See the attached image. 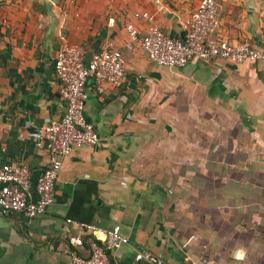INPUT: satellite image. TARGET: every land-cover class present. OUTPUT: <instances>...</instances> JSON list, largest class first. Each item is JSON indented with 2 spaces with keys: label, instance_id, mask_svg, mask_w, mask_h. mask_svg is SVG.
Returning <instances> with one entry per match:
<instances>
[{
  "label": "crops",
  "instance_id": "1",
  "mask_svg": "<svg viewBox=\"0 0 264 264\" xmlns=\"http://www.w3.org/2000/svg\"><path fill=\"white\" fill-rule=\"evenodd\" d=\"M214 1L218 35L264 51V0ZM198 2L0 0V163L29 168L32 198L48 163L33 134L65 109L58 52L112 41L126 64L119 88L98 96L88 84L84 117L99 143L63 160L46 213L0 216V264H71L66 239L78 223L120 226L129 242L111 264H149L134 261L140 250L170 264H264V61L159 67L126 29L141 36L152 24L182 38ZM188 88L189 116L169 111Z\"/></svg>",
  "mask_w": 264,
  "mask_h": 264
},
{
  "label": "built area",
  "instance_id": "2",
  "mask_svg": "<svg viewBox=\"0 0 264 264\" xmlns=\"http://www.w3.org/2000/svg\"><path fill=\"white\" fill-rule=\"evenodd\" d=\"M131 17L150 19L148 12H133ZM218 28V6L214 0H199L184 20L183 37L179 39L169 37L152 24L141 36L131 24L126 26L131 40L139 43L148 60L159 67L182 68L195 60L234 64L264 61L263 50L246 41L230 43L218 35ZM54 75L65 109L58 119L46 118L33 134V141L44 145L48 159L36 185L37 197L30 195L31 172L26 165L0 163V216L17 214L32 219L46 213L54 200V186L63 160L75 148H93L99 143L93 126L84 117L88 84L98 96L119 88L126 80V64L112 41H107L99 52L90 51L86 45L66 44L54 60ZM76 225L78 234L66 239L71 264H111L110 253L129 242L119 225L110 229ZM134 261L170 264L148 250L136 252Z\"/></svg>",
  "mask_w": 264,
  "mask_h": 264
},
{
  "label": "rangeland",
  "instance_id": "3",
  "mask_svg": "<svg viewBox=\"0 0 264 264\" xmlns=\"http://www.w3.org/2000/svg\"><path fill=\"white\" fill-rule=\"evenodd\" d=\"M194 92H193V90L192 89H185V91H183V95H182V97H183V99H184V101L182 102V101H178L177 102V99L175 98V99H172V98H170V100H169V103H168V106H169V111H171V108L173 107V106H176V105H178L179 106V108H184L185 109V114H186V117H188L189 115V112H191L192 111V107L194 108V104H192L191 103V101H190V99H191V96H192V94H193ZM197 94L199 93V94H201V92H196ZM174 94L176 95L177 93L175 92V91H172V92H170V96L171 95H173L174 96ZM201 106H203V104L201 105ZM205 107V106H204ZM204 107H202L203 109H204ZM196 110H197V108H195ZM195 110V111H196ZM189 121L191 122V120L189 119ZM188 121V122H189ZM190 126H191V124H190Z\"/></svg>",
  "mask_w": 264,
  "mask_h": 264
},
{
  "label": "clouds",
  "instance_id": "4",
  "mask_svg": "<svg viewBox=\"0 0 264 264\" xmlns=\"http://www.w3.org/2000/svg\"><path fill=\"white\" fill-rule=\"evenodd\" d=\"M237 258H240V254L239 253H237Z\"/></svg>",
  "mask_w": 264,
  "mask_h": 264
}]
</instances>
